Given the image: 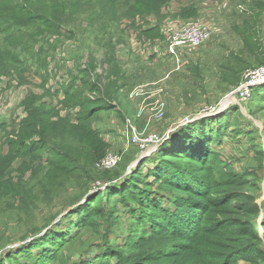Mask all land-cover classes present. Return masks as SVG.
<instances>
[{"label": "rangeland", "instance_id": "obj_1", "mask_svg": "<svg viewBox=\"0 0 264 264\" xmlns=\"http://www.w3.org/2000/svg\"><path fill=\"white\" fill-rule=\"evenodd\" d=\"M35 1L43 9L50 3H59V0ZM65 1L76 2L74 15L71 10L56 9L59 26L56 31H48L38 38L35 55L27 54V28L23 39L20 37L14 42L15 51L21 52L23 47L19 54L23 65L18 71H12L11 76L0 78V117L8 124L24 119L27 116L24 101L29 94H34L52 105L57 113L53 118L55 122H60L59 118L69 120L67 126L54 125V130L63 134L65 128L76 123L80 108L64 106L62 90L58 95L53 92L69 83L73 75L80 78L79 72L91 60L96 65L95 79L101 81L100 86L108 83L106 76L111 68L117 67L121 79L114 80L118 87H124L118 98L111 101L113 108L99 110L91 125L100 131L107 144L106 154L117 153L120 159L109 169L102 168L99 163L95 165L93 180L88 182L91 193L106 191V186L110 185L106 170L122 169L125 164L128 168L142 151H148L149 147H142L138 139H149L153 134L160 136L183 116L220 108L212 115L222 117L227 133L214 145L215 161L206 165L208 170L203 179L214 184L210 188V199L216 195L232 199L230 193L255 199L260 214L249 227L261 239L252 244L257 243L264 252V83L253 87L252 97L246 103L241 102L236 93L248 71L264 65V55L262 63L245 69L236 86L229 87L221 81L219 68L231 53L243 48L236 28L253 13L252 7L257 1L264 3V0H168L149 14L142 12L133 17H121L119 28L113 29L111 36L89 23L88 20L97 15L84 12L82 5L86 0ZM147 1L152 5L151 0ZM119 9L121 13L127 9L124 1ZM63 13L70 17L60 18ZM259 13L258 40L264 47V10ZM193 22L209 27L207 41L197 48H185L176 56L169 55L166 52L169 32ZM148 29H154L155 33H148ZM5 34L8 33H0V39ZM8 46L4 44L3 48ZM42 49L43 55L37 56ZM35 59L46 60V66H38ZM190 65L199 66V71H191ZM85 94L92 99L100 97L89 90ZM68 133L66 131L64 138H53L41 156L50 157L52 150L59 151L61 146L69 144ZM3 152L6 154L7 148ZM134 153H138L137 157L131 160ZM27 162L28 159L18 158L7 169L15 181L21 178L26 184L27 204L23 207L22 203L19 208L18 201L0 199V264H141L145 257L173 253L172 249L180 243L173 235L170 237L152 229L147 222L148 215L139 212L137 206L122 203L116 196L108 197L113 194L109 191L103 202L94 206L99 213L92 223L79 230L76 228L79 211L72 216L63 218V215L80 195L82 179L65 176L62 184H55L51 191L44 192L39 176H32ZM156 164L152 160L146 162L144 171L153 169ZM148 181L154 189L158 187L155 177ZM95 195L91 200L96 199ZM164 195V206L168 207L171 194L164 192ZM54 217L62 221L50 232L32 240L33 232ZM74 235L73 240L66 241ZM26 242L25 246L17 248ZM176 252L184 253L180 248H176ZM249 253L235 256L232 264H264V254L258 256L253 250ZM178 257L175 255L170 262Z\"/></svg>", "mask_w": 264, "mask_h": 264}, {"label": "trees", "instance_id": "obj_2", "mask_svg": "<svg viewBox=\"0 0 264 264\" xmlns=\"http://www.w3.org/2000/svg\"><path fill=\"white\" fill-rule=\"evenodd\" d=\"M123 1L127 9L121 13L119 5ZM151 1L152 5H148L147 0H86L82 6L86 9L84 12L97 15L89 19V23L96 24L98 30L108 35L113 29L119 28L121 17H133L142 12L144 15L149 14L168 0ZM58 8L65 12L71 10L74 15L76 2L59 0V3H50L43 9L35 0H0V33H8L0 39V78L4 75L11 76L12 71H18L23 65V60L19 58L23 47L20 48L21 52L15 51L14 42L20 37V40L23 39L26 28L29 55H35V45L40 36L48 31H56L59 21L55 12ZM252 8L253 13L247 15L241 26L236 28L242 37L243 48L231 53L225 62L219 65L221 81L229 87L241 82L246 68L259 65L263 61L264 47L258 40L260 32L257 20L259 11L264 10V3L257 1ZM68 17L70 16L66 13L60 15V18ZM146 31L155 33L154 29ZM4 44L9 45L8 48H3ZM43 53L42 49L38 51L37 56H42ZM35 62L40 67L46 66V60L35 59ZM95 68L96 65L91 60L79 72L80 78L73 75L69 83L61 85L62 87L53 92V95H58L62 90L64 99L61 103L64 106L80 108L75 117L76 123L65 128L63 134L55 131L54 125L67 126L69 120L59 118L61 121L55 122L53 118L57 113L53 111L52 105L42 102L41 97L34 94H29L24 101L27 109L24 119L8 124V121L0 117V199L4 197L8 201H18L19 208L22 203L23 207L26 206V184L21 178L15 181L11 171L7 172V169L18 158L25 161L28 159L29 162L25 164H28L27 168L31 170L33 177L39 176L44 192L51 191L55 184H62L65 176L68 179H82L80 195L70 204L68 213L63 215L64 218L79 211L80 218L77 219L76 226L79 230L92 223L99 213V209H94V206L100 205L105 199L106 191H109L113 194L108 197L116 196L120 202L131 207L137 206L139 212L148 215L147 222L152 229L180 239V243L174 248H180L183 254L174 253L175 249H172L173 253L161 252L155 258L145 257L141 264H232L235 256H245L250 254V250L258 256L263 255L264 252L257 247V243L252 244L254 241L260 242L261 239L254 229L249 227L252 220L260 214V207L255 203V199L236 193H230L232 199L217 195L210 199V188L214 187V184L203 179L208 170L206 165L215 161L214 145L227 133V126L225 127L222 117L211 115L182 126L166 139L153 155L142 158L137 168L130 173L125 174L126 164L122 169L106 170V180L111 181L110 185L106 186V191L89 192L91 188L88 182L93 180L94 167L105 156L107 147L100 131L91 125V121L99 110L113 108L111 101L118 98L119 91L124 87H118L114 80L121 79L117 67L111 68L105 78L108 83L104 86H100L101 81L95 79ZM189 68L194 72L199 71V66L190 65ZM86 90L99 94L100 97H87ZM66 131H69L71 138L69 144L61 146L59 151L52 150L50 157H42L41 153L49 148L52 139L64 138ZM6 148L7 153L4 154ZM140 152L141 150L138 151ZM137 154L134 153L131 160L135 159ZM150 160L157 164L146 172L145 163ZM150 177H155L158 181L156 189L149 183ZM164 192L171 194L170 199L168 198L171 205L168 207L164 206ZM94 195L96 199L93 201L91 198ZM84 198L85 202L82 201ZM55 217L42 228L35 230L32 240L50 232L62 221L60 218L55 222ZM47 227L49 228L43 233ZM75 237L74 235L67 238L66 241L69 242ZM26 244L27 242L17 248ZM177 254L180 257L170 262ZM165 259L169 261H163Z\"/></svg>", "mask_w": 264, "mask_h": 264}, {"label": "built area", "instance_id": "obj_3", "mask_svg": "<svg viewBox=\"0 0 264 264\" xmlns=\"http://www.w3.org/2000/svg\"><path fill=\"white\" fill-rule=\"evenodd\" d=\"M210 36L209 27L201 22H193L181 25L168 35L167 53L176 56L177 53L185 48H197L203 45ZM264 83V65L256 69H250L245 76L242 85L236 93L241 102H247L252 97L253 87ZM161 139V135L153 134L149 139H138L142 147H150ZM120 155L117 153H107L99 162L102 168H113L117 165Z\"/></svg>", "mask_w": 264, "mask_h": 264}, {"label": "water", "instance_id": "obj_4", "mask_svg": "<svg viewBox=\"0 0 264 264\" xmlns=\"http://www.w3.org/2000/svg\"><path fill=\"white\" fill-rule=\"evenodd\" d=\"M221 109L220 108H216V109H212V110H207V111H200L194 115H186L181 117L178 121L172 123V125L163 133L161 134V139L155 143L154 145L150 146L148 151H142L140 156L134 161L132 162V164L127 168L126 173L128 174L131 172L132 168L134 166H136L138 164V162L144 158L146 155H148V153L153 152L155 149H158V147L166 140L168 139L175 131H177L179 128H181L182 126H185L187 124L192 123L193 121L206 117V116H211L212 114H215L217 112H219ZM58 220V219H57ZM56 220V221H57ZM55 221V222H56ZM49 227H47L46 229L43 230V232H45Z\"/></svg>", "mask_w": 264, "mask_h": 264}]
</instances>
